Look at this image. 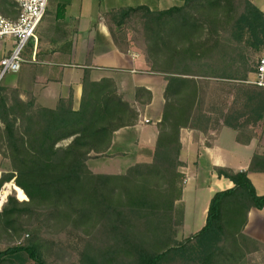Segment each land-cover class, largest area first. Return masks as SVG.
<instances>
[{
  "label": "trees",
  "instance_id": "trees-1",
  "mask_svg": "<svg viewBox=\"0 0 264 264\" xmlns=\"http://www.w3.org/2000/svg\"><path fill=\"white\" fill-rule=\"evenodd\" d=\"M117 14L139 18L148 70L166 82L152 159L122 174L93 173L86 164L105 155L116 130L138 120L113 78L92 80L85 69L77 109L72 91L49 108L0 83V155L9 162L0 189L13 182L27 197L19 200L13 190L0 208V264H47L43 250L56 241L41 239L44 233L76 235L77 264H264V244L244 232L249 210L264 206L246 170L212 168L233 186L212 193L196 233L177 239L174 220L185 180L180 129L212 138L209 130L226 124L232 88L214 80L243 83L255 71L252 56L264 50V13L248 0H182ZM151 97L135 89L141 105ZM250 138L236 136L241 143ZM28 230L25 243L17 244Z\"/></svg>",
  "mask_w": 264,
  "mask_h": 264
},
{
  "label": "crops",
  "instance_id": "crops-1",
  "mask_svg": "<svg viewBox=\"0 0 264 264\" xmlns=\"http://www.w3.org/2000/svg\"><path fill=\"white\" fill-rule=\"evenodd\" d=\"M248 1L264 13V0ZM181 3L182 0H48L36 39L31 43L30 56L9 88L18 89L22 99L32 96L36 105L49 108H54L60 98H68L72 91L73 109H77L85 69H89L92 80L113 78L118 92L136 107L138 120L116 130L105 155L90 158L86 164L93 173L122 174L136 163L150 162L166 82L163 76L148 70L145 51L126 43L130 39L128 22L137 16L119 20L117 13L125 7L143 5L161 10ZM0 12L9 19L17 16L11 2H2ZM10 49V40L0 43V58ZM253 76L254 71L243 83L214 80L216 87L224 83L225 89L232 88L227 106L232 104L233 114L219 131L209 130L212 138L198 129H180L179 169L185 180L182 197L174 204V220L179 219L178 234L191 224L193 201L199 191H205L202 212L206 217L212 193L233 186L230 180L212 171L214 166L246 170L256 194L264 195V88L248 82ZM137 87L150 91L148 104L141 105L135 100ZM238 134L251 138L241 143L236 140ZM7 170L9 162L0 155V172ZM244 232L264 244V206L249 210Z\"/></svg>",
  "mask_w": 264,
  "mask_h": 264
},
{
  "label": "rangeland",
  "instance_id": "rangeland-1",
  "mask_svg": "<svg viewBox=\"0 0 264 264\" xmlns=\"http://www.w3.org/2000/svg\"><path fill=\"white\" fill-rule=\"evenodd\" d=\"M127 31L129 33V41L126 43L130 44L131 42V47L133 49H138V50H145V44L144 40L141 35V22L137 17H133L127 25ZM32 40L27 44L24 52H23V58L26 60L27 57L30 56V51L32 47ZM127 44V45H128ZM264 53V51L258 52L252 56V61H253V66L255 65V62L257 61V57ZM18 72H6L0 79H1V85L5 87H10L9 85L12 83V80L18 75ZM68 141H63L61 144H66ZM9 183V182H8ZM13 183V182H10ZM3 190H7V184L5 183L1 189L0 193ZM13 189H9V193H12ZM7 194V195H8ZM6 195V196H7ZM16 196V193H15ZM17 198V196H16ZM18 199V198H17ZM6 200V198H5ZM205 191L201 190L198 192V198L193 201V208H192V216L191 219V224L187 227L184 228L183 231L177 233L179 238H183V236L190 234L191 232H194L195 230L199 229L204 220H205V213L202 212L204 202H205ZM4 203V202H3ZM2 203V204H3ZM0 204V208L2 206ZM179 219L176 220V223L179 225L178 222ZM181 230V229H180ZM44 231V230H42ZM30 231H26L25 234L16 242L18 243H25V240L27 239L28 234ZM177 237V238H178ZM42 238H48L50 241H56L55 242V247H47L48 250H43V258L45 259L47 264H77L78 261V256H79V247L80 243L74 234H65V233H59L55 235H45V233L41 236ZM55 238V240H53ZM38 238L37 240H39ZM5 244V243H4ZM4 244H0L1 247H4ZM27 263H33L32 260H28Z\"/></svg>",
  "mask_w": 264,
  "mask_h": 264
},
{
  "label": "built area",
  "instance_id": "built-area-1",
  "mask_svg": "<svg viewBox=\"0 0 264 264\" xmlns=\"http://www.w3.org/2000/svg\"><path fill=\"white\" fill-rule=\"evenodd\" d=\"M48 0H0L15 5L17 16L9 19L0 12V43L10 40L11 49L0 58V77L17 72L26 61L23 52L30 40L36 39V29L42 20ZM248 82L264 88V53L256 61L253 79Z\"/></svg>",
  "mask_w": 264,
  "mask_h": 264
},
{
  "label": "bare ground",
  "instance_id": "bare-ground-1",
  "mask_svg": "<svg viewBox=\"0 0 264 264\" xmlns=\"http://www.w3.org/2000/svg\"><path fill=\"white\" fill-rule=\"evenodd\" d=\"M7 184V190H3L1 193H0V204H2L4 201H5V197L6 195L9 193V189L10 188H14L15 189V193H16V196L19 200H25L27 199L25 193L22 191L21 188H19L18 186L14 185L13 183H6Z\"/></svg>",
  "mask_w": 264,
  "mask_h": 264
},
{
  "label": "water",
  "instance_id": "water-1",
  "mask_svg": "<svg viewBox=\"0 0 264 264\" xmlns=\"http://www.w3.org/2000/svg\"><path fill=\"white\" fill-rule=\"evenodd\" d=\"M13 190L15 191V189L13 188ZM6 198V197H5Z\"/></svg>",
  "mask_w": 264,
  "mask_h": 264
}]
</instances>
